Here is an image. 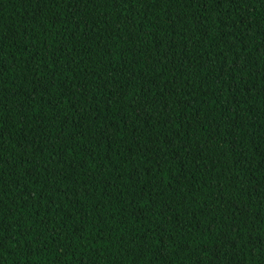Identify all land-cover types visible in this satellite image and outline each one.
I'll return each instance as SVG.
<instances>
[{
  "label": "trees",
  "instance_id": "16d2710c",
  "mask_svg": "<svg viewBox=\"0 0 264 264\" xmlns=\"http://www.w3.org/2000/svg\"><path fill=\"white\" fill-rule=\"evenodd\" d=\"M0 264H264V0H0Z\"/></svg>",
  "mask_w": 264,
  "mask_h": 264
}]
</instances>
